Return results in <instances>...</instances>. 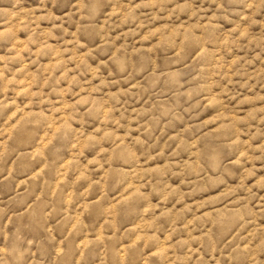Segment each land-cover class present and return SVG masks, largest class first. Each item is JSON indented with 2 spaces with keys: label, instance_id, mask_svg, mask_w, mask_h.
<instances>
[{
  "label": "clouds",
  "instance_id": "obj_1",
  "mask_svg": "<svg viewBox=\"0 0 264 264\" xmlns=\"http://www.w3.org/2000/svg\"><path fill=\"white\" fill-rule=\"evenodd\" d=\"M0 264H264V0H0Z\"/></svg>",
  "mask_w": 264,
  "mask_h": 264
}]
</instances>
